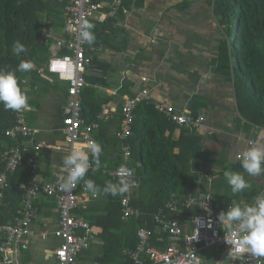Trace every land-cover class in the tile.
<instances>
[{
    "label": "crops",
    "instance_id": "crops-1",
    "mask_svg": "<svg viewBox=\"0 0 264 264\" xmlns=\"http://www.w3.org/2000/svg\"><path fill=\"white\" fill-rule=\"evenodd\" d=\"M121 1L122 14L108 18L103 28L101 49L92 56L102 68L104 77L99 82L87 83L92 87L88 101L95 97L93 92L108 99L100 104V108L102 104L106 105L110 120L101 123L95 134L97 143L102 147L100 163L111 168L121 160L122 142L118 140L119 146H116L110 135H115L120 124V106L123 101L135 96L141 97L142 89H146L152 99L166 102L177 110L205 115L204 123L191 132L199 138L203 149L209 151L206 164L213 167L210 170L221 172L225 170L224 166L236 164L235 155L249 146V140L260 139L264 142V138L259 137L264 127L250 124L241 118L233 83L226 75L214 69L219 30L208 0H142L139 4H136V0ZM183 3L184 7L180 8L179 4ZM55 20L54 26L60 30L63 9ZM47 55L49 58V50ZM47 61L45 58L43 66ZM45 76L47 77L43 78L39 73V77L31 81L33 85H42L37 96L25 93L29 105L26 119L38 129L34 143L40 145L38 150L30 146L25 156L34 158L38 162L39 174L44 179H49L55 168L63 166V156L68 154V143L60 131L66 83L55 80V74ZM61 88L64 91L61 92L62 95L58 92ZM97 106L94 104L93 107ZM86 107L91 106L86 104ZM181 130L182 127L177 126L173 138L176 139ZM237 170L246 175L245 179L251 188L236 195L232 194L230 188L228 193L225 188L227 181L219 173L216 180L221 181L216 183L214 189L213 184L207 187V192L218 203L234 199L236 203L245 206L246 203L250 204L248 201L255 192L256 197L261 191L264 193V174L249 176L242 168ZM95 178L96 182H93L100 191L86 202L85 209L79 210H84L86 216H91L92 219L105 214L111 201V195L102 192L107 182H102L100 178L107 177L99 173L94 175ZM210 190H214V193ZM98 197H105V202H95L94 199L97 200ZM38 205L39 212L20 254L24 248L44 253L46 241H52L53 249L48 251V257L52 264H56L53 250L58 239L51 234L57 218L56 205L50 196L40 197ZM121 218L128 219L122 213ZM91 227L94 232L91 246L79 255L76 264H92L94 261L101 263L97 259L102 245L98 234L103 229L96 225ZM17 259L20 264L19 256Z\"/></svg>",
    "mask_w": 264,
    "mask_h": 264
},
{
    "label": "built area",
    "instance_id": "built-area-1",
    "mask_svg": "<svg viewBox=\"0 0 264 264\" xmlns=\"http://www.w3.org/2000/svg\"><path fill=\"white\" fill-rule=\"evenodd\" d=\"M63 5V24L60 30L44 18L40 25L35 41L49 44V58L46 64L48 72L66 83V94L61 107L60 131L68 143V153L75 145H86L89 141H96L95 134L100 124L108 122L110 115L106 105L87 119L81 95L87 85L86 76L101 79L104 77L102 68L93 60V54L101 49L96 39L88 45L79 39L81 18L95 21H105L114 18L122 6L121 0H57ZM65 51V53H63ZM34 67L31 70L42 72L44 67ZM21 62V61H20ZM19 62V63H20ZM96 87V84H94ZM148 100L154 109L170 119L175 125L188 129L190 132L200 127L205 121L202 113H192L177 110L166 102L154 100L146 89L141 90V97L127 98L120 106V124L115 131V137L120 140L121 160L118 166L109 167L97 164L91 159L85 180H92L89 173H100L115 183L121 176L130 173L125 178L134 185L129 192L118 199L120 211L126 218H138L144 214L132 202L134 192L139 186V176L132 166L131 146L126 142L133 132L134 112L140 100ZM29 107L19 112H12V123L4 130V136L13 144L4 143L0 153V208L5 206V194L9 189V179L16 170L28 163L29 184L19 188L18 204L7 222H0V262L1 264H18V255L30 234L31 225L39 212V199L50 196L54 199L57 218L52 236L58 239L53 255L56 264H76L80 254L87 251L93 241L94 232L88 220L80 213L86 202L95 197L81 181L71 191H65L61 184L67 176L64 166L55 168L49 179H44L38 171V162L34 158H27L25 153L32 146L40 148L34 143L38 129L31 126L26 119ZM256 140H249L255 143ZM235 155L236 162L240 163ZM198 183L203 181L210 187L219 177V171L200 168ZM93 181V180H92ZM200 186L194 193L183 197L170 196L162 207L150 215L152 227L147 222L136 229L137 242L134 247L127 249L124 254V264H205L208 255L214 264L226 260L232 264H264V258H256L244 252H237L238 237L222 229L218 214L226 211L232 203L220 204L209 192H202ZM264 194L262 191L258 194ZM257 196V197H258ZM252 204V203H250ZM247 204L246 205H250ZM241 205V204H239ZM244 206V205H241ZM46 235V234H45ZM232 241L233 248L226 243ZM92 264L99 263L97 261Z\"/></svg>",
    "mask_w": 264,
    "mask_h": 264
},
{
    "label": "trees",
    "instance_id": "trees-1",
    "mask_svg": "<svg viewBox=\"0 0 264 264\" xmlns=\"http://www.w3.org/2000/svg\"><path fill=\"white\" fill-rule=\"evenodd\" d=\"M141 2L142 0H136V4ZM55 4L61 7L62 12L63 5L57 0H0V69L15 72L23 93L26 90H24L22 74L28 73L32 78H38L39 72L36 70L20 72L16 71L17 67L19 62L26 58L34 60L36 67L43 66L41 63L45 61L49 44L37 43L35 38L44 18L56 26L55 18H58L60 13L59 9H55ZM208 4L212 7L219 30L214 69L226 75L233 83L241 118L250 124L264 127V0H208ZM184 5V3L179 4V7L182 8ZM121 14L122 11L119 10L118 15ZM108 20L102 23L91 21L95 25L93 32L97 44L102 43L103 28ZM16 41L27 48V51L20 56H16L11 51ZM43 67L44 70L40 73L54 76L47 71L46 65ZM54 78L58 79L57 76ZM86 81L96 83L100 79L86 76ZM91 91L92 87L87 84L81 95L84 110L87 109L85 115L88 120L100 110V104L108 100L93 92L95 97L88 101ZM86 104L90 105L91 109L89 107L88 109ZM94 104L98 106L95 108ZM11 123V110H5L3 104H0V153L4 149V143H14L4 136L5 128ZM176 127L170 119L156 111L148 100L143 99L138 102L134 112L133 132L126 142L131 146L132 166L139 176V186L132 202L144 214L138 218L122 219L118 202L120 196L112 195L109 209L100 218L92 219L91 216H86L84 210L80 211L91 226H101L103 229L98 234L102 245L101 254L97 259L101 263L124 264L126 257L123 251L135 246L136 229L145 222L152 227L150 215L162 207L170 196L183 197L188 193H194L198 185L202 192H207L204 182L198 183L197 170L206 169L209 151H205L200 145L199 138L186 128L182 127L179 136L173 138ZM91 159L94 160L92 157ZM119 163L120 161L112 166H118ZM224 167L225 170L219 172L220 175L226 170L242 168L239 162ZM27 171L28 163L24 161L10 177L9 189L4 199L6 204L0 208V222L9 221L10 215L17 207L19 188L29 184ZM95 174L99 173H89L94 182H96ZM100 180L110 181L109 178H100ZM146 183L148 187H144ZM255 198L256 192L248 202H253ZM233 200L220 204L233 203ZM204 256H206L205 264H214V260L208 255L204 254Z\"/></svg>",
    "mask_w": 264,
    "mask_h": 264
},
{
    "label": "clouds",
    "instance_id": "clouds-1",
    "mask_svg": "<svg viewBox=\"0 0 264 264\" xmlns=\"http://www.w3.org/2000/svg\"><path fill=\"white\" fill-rule=\"evenodd\" d=\"M95 25L87 19L81 18L79 26V39L92 45L96 39L93 32ZM12 53L20 56L27 51L24 44L19 41L14 42ZM34 65L30 61L21 60L17 70L27 72ZM0 104H3L5 110L19 112L29 107L28 98L19 87L15 72L4 71L0 69ZM260 138H264V130L259 133ZM102 153V147L99 143L89 141L86 145H75L72 150L63 156V166L67 170V176L61 188L65 191H71L81 181H84V186L93 196L99 193V189L92 180H85V176L89 170L90 156L99 164V158ZM241 167L249 176H259L264 174V142L258 139L255 143H250L249 146L238 156ZM130 173H125L121 176L118 182H107L102 189L103 194L122 196L129 192L133 184L125 177ZM228 185L231 188L233 195L244 192L250 189L251 185L246 181L243 174L236 171H224L223 173ZM218 221L224 230L238 237L236 245L237 252H244L258 259L264 258V194L256 197L250 205L241 206L235 201L227 208L226 211H221L218 214ZM233 248L232 241H227Z\"/></svg>",
    "mask_w": 264,
    "mask_h": 264
},
{
    "label": "rangeland",
    "instance_id": "rangeland-1",
    "mask_svg": "<svg viewBox=\"0 0 264 264\" xmlns=\"http://www.w3.org/2000/svg\"><path fill=\"white\" fill-rule=\"evenodd\" d=\"M55 9H59V13H61V7L58 5V4H55ZM45 58L46 59H48V55H46L45 56ZM32 61H34V60H32ZM41 65H44V62H42L41 63ZM42 74V77L43 78H45V77H47V76H45L47 73H41ZM32 77L28 74V73H23L22 74V80H23V82H24V87H25V89L24 90H26L25 92H24V94L25 93H29V94H32V95H36L37 96V94H39L40 93V89H41V87H42V85L40 86L39 84H37V83H35V85H33L32 84ZM34 88V90L32 91V89ZM36 89V90H35ZM59 93H61V92H64L63 91V88H61L59 91H58ZM26 95V94H25ZM61 95H62V93H61ZM28 98V97H27ZM110 139L113 141V142H115L116 143V146H119V142H118V139L115 137V135H110ZM207 170H210L209 168H213L212 166H208L207 165ZM212 171H214V170H212ZM233 171V170H232ZM234 171H236V172H240L241 174H243L244 175V177H246V175L241 171V170H234ZM224 173V172H223ZM222 179L224 180L225 179V177H224V175L222 174ZM219 180V181H218ZM218 180H215L214 182H213V189H214V187H215V185H216V183H219L221 180L220 179H218ZM224 181H226V180H224ZM146 186H144V187H148L149 185H148V183H146L145 184ZM143 187V188H144ZM225 188H226V190H227V192L229 193V191H230V186L228 185V183L226 182V185H225ZM210 192L212 193H214V190H210ZM102 198H104V199H102ZM94 201L95 202H99V203H101V202H105V197H98V199L96 200V199H94ZM47 243H46V248L44 249V253H42L41 251H39V252H37V251H32V250H27V248H24V250L22 251V253L20 254V255H18L19 256V259H20V264H52L51 263V260L49 259V257H48V251H51L52 249H53V243H52V241L50 242V241H46ZM101 243H99V245H100ZM93 245H95L96 246V244H93ZM97 247V246H96ZM125 250H127V248L125 249ZM216 264V263H215ZM219 264H232L231 262H229V261H226V260H223V261H221Z\"/></svg>",
    "mask_w": 264,
    "mask_h": 264
}]
</instances>
